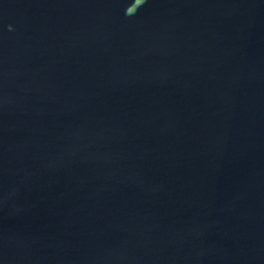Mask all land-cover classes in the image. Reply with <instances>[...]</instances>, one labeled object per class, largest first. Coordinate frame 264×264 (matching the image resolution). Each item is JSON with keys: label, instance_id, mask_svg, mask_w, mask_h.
<instances>
[{"label": "water", "instance_id": "1", "mask_svg": "<svg viewBox=\"0 0 264 264\" xmlns=\"http://www.w3.org/2000/svg\"><path fill=\"white\" fill-rule=\"evenodd\" d=\"M0 264H264V0H0Z\"/></svg>", "mask_w": 264, "mask_h": 264}]
</instances>
